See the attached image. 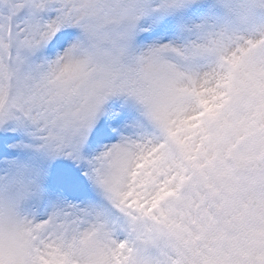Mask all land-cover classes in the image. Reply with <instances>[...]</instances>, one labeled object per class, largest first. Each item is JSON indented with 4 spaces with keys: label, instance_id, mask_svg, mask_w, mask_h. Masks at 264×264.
<instances>
[{
    "label": "rangeland",
    "instance_id": "374dc122",
    "mask_svg": "<svg viewBox=\"0 0 264 264\" xmlns=\"http://www.w3.org/2000/svg\"><path fill=\"white\" fill-rule=\"evenodd\" d=\"M69 1L75 4L71 8L73 17H79L90 11L91 8L87 3L91 7L94 4L93 0L85 4L83 0ZM177 1L168 0L169 4ZM229 2L236 5L235 0ZM148 4L143 0L137 3L136 7L142 10ZM53 18L49 24L58 23ZM47 30L48 27H42L37 33H45ZM222 35L224 34L220 30H214L201 39H193L185 46L156 39L145 45L142 44L143 47L139 50L137 43H133V37H129L125 43L118 45L119 59L123 62L120 63L116 58V64L105 52L97 49L88 50L87 42H81L71 35L65 39L63 48L47 63H43L47 66V70L42 76L50 75L53 80L51 86L44 85L47 87L46 92L61 100L58 106L61 112L57 113V116L54 110L55 102L45 112L48 113V121H58L59 125H62L65 135L68 131L76 133L79 129H84L85 124L90 123L88 117L93 110L91 105L94 99L97 101L103 90L117 94L124 91L146 100L149 109L142 107L136 98L121 94L117 106H108L105 109L109 114L107 117L110 128L117 126L128 130L117 141L106 144L105 153L109 160L106 164H101L100 168L102 180L107 188L117 198L125 195L134 171L138 170L135 176L136 187L140 193L146 190L144 193L146 199L142 200L150 205L155 196L173 194L172 191H175L179 182H186L190 188L192 185L197 187L198 181L203 179L212 186L221 219L210 216L205 209L199 211L198 223L203 229L204 248L193 253L192 256L187 255L188 264H232L233 258L237 264H244L245 258L250 259L251 256H259L264 264V207L261 209L260 206L261 187H259L264 183V177L257 183L250 180L232 182L230 173L223 167L220 152L215 153L214 159H207L211 150H221L218 145L215 147L212 145L214 138L223 147L230 143L222 139L225 132L228 135V132L247 130L244 124L239 123L245 120L240 116V112H237L240 110L239 102L245 100L249 105L250 103L253 105L258 99L264 102V43L259 40L257 34L245 33V36L234 39L229 44L226 41L221 44L219 41ZM103 36L106 37V34ZM171 45L172 56L175 59L166 60L161 57L160 51L169 49ZM237 46L239 48L242 46V53L235 51ZM180 51L190 56L210 54L205 65L188 63L187 66H183L179 63L182 58H177ZM32 57L41 58L36 52ZM221 57L228 58L230 62L234 60L242 69L243 78L236 83L241 82L239 88L245 89L238 91V94L242 95L237 99L223 89L222 82L217 77L218 58ZM2 76L3 71L0 69V78ZM117 77L119 80L115 81ZM41 80L35 87L43 86H40ZM30 81L32 82L29 78L26 83ZM1 92L0 87V94ZM22 95L25 103H34V100L36 104L48 103L42 95L37 94V90L30 91L28 86L24 88ZM109 98L116 99L111 96ZM202 99L207 114L211 115L209 126H200L196 120L197 117L202 123V119L206 116L205 108L197 104V101ZM119 107L127 114H116ZM246 110L253 111L254 114L258 113V109L246 108ZM256 116L258 119L259 114ZM146 125L153 128L151 133L147 132ZM172 134L177 142L170 139ZM198 138H202L203 141ZM161 144L165 146L164 149L161 148ZM260 144H264V140L257 142L258 146ZM173 145L185 159L189 158V161L193 162L196 179L189 175L192 173L189 162L185 163L180 157L166 153V146L172 148ZM117 149L121 150L118 152ZM127 149L131 150L132 156L123 160L120 163L123 165L122 170H118V156ZM254 153L255 151L249 150L246 146L239 150V159H249ZM192 156L195 157L191 158ZM114 175L118 179H115ZM242 191H245L244 195L253 199L249 211L243 209ZM181 197H175L174 201H170L172 205L169 207L186 211L189 207V199L184 198L183 195ZM167 198L165 197V201H168ZM161 199L155 201L160 204L163 202ZM245 217L248 226L243 224ZM222 218L233 222L236 229L232 227L233 232L236 233L231 234L226 240L227 246L223 248L217 235L221 229L219 222ZM181 229L184 233L189 231L186 227ZM156 237L160 243H165L162 231H158ZM210 237L214 242H210ZM99 239L90 228H86L80 244L73 250L75 260L80 264H85L84 259L89 264H112L110 259L115 260L116 244L111 247L109 242ZM98 242L101 244V250L95 251L92 248L96 247ZM56 245L53 242H46L41 258L62 262V249H58ZM227 249L232 255L225 258L221 253H226ZM6 264L12 262L8 261Z\"/></svg>",
    "mask_w": 264,
    "mask_h": 264
},
{
    "label": "bare ground",
    "instance_id": "6f19581e",
    "mask_svg": "<svg viewBox=\"0 0 264 264\" xmlns=\"http://www.w3.org/2000/svg\"><path fill=\"white\" fill-rule=\"evenodd\" d=\"M118 150V152L121 150V149H117ZM131 150L129 151L128 149H127V151L126 152H124L123 154H120V156H118V170H122V166L123 165H120V163L123 161V160H125L126 158L127 159H130L131 158ZM115 176V179H118V177L116 176V175H114ZM93 250H95V251H97V250H101V244L98 242V244H97V246L96 247H94V248H92ZM103 256V255H102ZM104 257V256H103ZM84 261V263L85 264H89V262L87 261V260H83Z\"/></svg>",
    "mask_w": 264,
    "mask_h": 264
}]
</instances>
